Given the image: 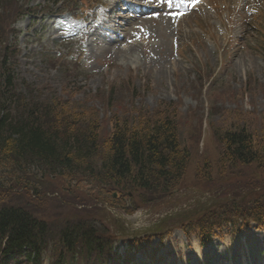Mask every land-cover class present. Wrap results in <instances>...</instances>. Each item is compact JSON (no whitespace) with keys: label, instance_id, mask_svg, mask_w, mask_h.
<instances>
[{"label":"rangeland","instance_id":"1","mask_svg":"<svg viewBox=\"0 0 264 264\" xmlns=\"http://www.w3.org/2000/svg\"><path fill=\"white\" fill-rule=\"evenodd\" d=\"M71 1L15 0L17 7L36 13L21 15L11 25L17 35L12 58L16 90L27 99H58L72 106L81 113L80 124L97 119L99 152L100 138L110 131L109 115L151 114L160 103H173L180 145L190 152L170 201L155 196L150 205L126 214L108 204L112 197L119 199L117 192L107 193L110 200L101 204L94 197L95 188L82 185L74 193L82 201L74 205L76 209L91 211L88 216L113 234L118 254L130 248L131 241L144 243L134 250L130 264H264V226L250 222L231 232L215 229L216 235L203 247L193 230L186 236L180 227L189 225L192 215L206 208L210 199L216 202L227 189H233L229 195L238 193L245 184L243 179L220 177L216 150L200 145L203 136L213 133L211 128L220 132L249 123L257 133L264 125V0H202L193 11L188 9L191 0H127L129 5L126 0H98L94 11L98 20L93 15L82 22L77 14V25L65 12L64 4ZM136 3H148L150 10L135 8ZM163 16L170 21L157 30ZM228 36L230 42L221 52ZM0 41L13 45L14 39L10 35ZM203 125L207 132L202 136ZM204 159L212 181L195 180ZM251 169L241 168L244 173ZM11 173L0 171V193L5 195L0 206L28 208L59 230V217L72 207L63 202L66 193H58L34 166ZM16 177L18 186L10 190L9 180ZM35 190L40 192L36 198ZM130 197L129 192L123 202L129 204ZM59 201L68 208L57 206ZM39 202L45 210L38 209ZM157 222L149 234L133 232ZM47 261L44 257V264Z\"/></svg>","mask_w":264,"mask_h":264},{"label":"trees","instance_id":"2","mask_svg":"<svg viewBox=\"0 0 264 264\" xmlns=\"http://www.w3.org/2000/svg\"><path fill=\"white\" fill-rule=\"evenodd\" d=\"M28 11L35 13L26 6L17 7L15 0H0V39L7 40L10 35L14 39L13 45L0 41V171L10 175L34 166L58 193L71 195L62 198L72 207L63 218L59 217L60 228L55 230L54 223L36 218L28 208L1 205L0 264H43L44 257L48 264H118L120 259L129 263L133 251L118 257L113 249V234L88 216L91 211L76 209L74 205L82 201L74 193L82 185L93 187L94 197L102 204L110 200L107 193L117 192L119 199L110 195L108 204L120 207L126 214L150 205L155 196L170 201L190 160L189 150L180 145L172 117L177 108L162 102L151 114L137 111L136 116L109 115L110 131L103 140L100 138L99 152L97 119L91 117L86 125L80 124L81 113L72 106L58 99H27L16 90L12 58L17 51V35L11 25L21 15L31 14ZM211 130L209 138L196 144L201 143L205 150H216L220 177L229 181L243 179L245 184L238 193H227L233 189L220 193V201L192 215L189 225L180 226L186 236L193 230L202 245L212 238L215 229L225 227L231 232L250 222L264 226V125L257 133L249 123L220 132ZM250 167L246 173L241 170ZM196 171L195 180H213L207 159ZM9 181L10 190L18 186L17 177ZM257 187L259 190H254ZM129 192L132 197L127 204L123 199L129 197ZM38 193L33 191V197ZM4 196L0 193V200ZM29 197L25 195L28 203ZM38 209L43 211L46 206L41 204ZM130 243L134 249L138 246L137 241Z\"/></svg>","mask_w":264,"mask_h":264},{"label":"bare ground","instance_id":"3","mask_svg":"<svg viewBox=\"0 0 264 264\" xmlns=\"http://www.w3.org/2000/svg\"><path fill=\"white\" fill-rule=\"evenodd\" d=\"M140 1V0H139ZM138 2V1H137ZM137 4V3H136ZM141 4V3H140ZM140 4H137V5H135L134 7L135 8H138V7H141V8H146V9H149L150 7H149V4L148 3H145L144 5H140ZM136 10V9H135ZM150 10V9H149ZM152 10V9H151ZM138 11V10H137ZM148 11V10H147ZM143 12V11H142ZM142 14H144V13H141V15ZM135 19V18H134ZM169 18L168 17H164L163 16V18L162 19H159V22L156 24V28H157V30H162L163 29V26L165 25V23L166 24H168L169 23ZM131 26V25H130ZM133 27V26H132ZM155 28V29H156ZM134 29V28H133ZM139 30V29H138ZM106 48V47H105ZM136 218V217H135ZM134 220H137V219H134ZM133 221V220H132ZM143 245H144V243H142Z\"/></svg>","mask_w":264,"mask_h":264},{"label":"water","instance_id":"4","mask_svg":"<svg viewBox=\"0 0 264 264\" xmlns=\"http://www.w3.org/2000/svg\"><path fill=\"white\" fill-rule=\"evenodd\" d=\"M161 221H163V220H161ZM160 223L159 222H157V223H155L154 225H151V226H146V227H144V228H140L139 230H134L133 232L134 233H145V232H147V231H152L157 225H159Z\"/></svg>","mask_w":264,"mask_h":264},{"label":"snow or ice","instance_id":"5","mask_svg":"<svg viewBox=\"0 0 264 264\" xmlns=\"http://www.w3.org/2000/svg\"><path fill=\"white\" fill-rule=\"evenodd\" d=\"M168 3H171V0H167Z\"/></svg>","mask_w":264,"mask_h":264}]
</instances>
